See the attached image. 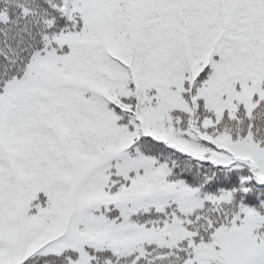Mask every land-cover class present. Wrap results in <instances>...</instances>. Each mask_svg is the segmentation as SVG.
<instances>
[{"label":"snow or ice","instance_id":"6c2138e0","mask_svg":"<svg viewBox=\"0 0 264 264\" xmlns=\"http://www.w3.org/2000/svg\"><path fill=\"white\" fill-rule=\"evenodd\" d=\"M0 264H264V0H0Z\"/></svg>","mask_w":264,"mask_h":264}]
</instances>
